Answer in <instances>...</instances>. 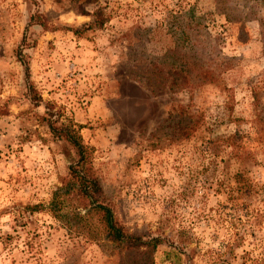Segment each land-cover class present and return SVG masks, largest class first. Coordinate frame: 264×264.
<instances>
[{"label": "rangeland", "instance_id": "rangeland-1", "mask_svg": "<svg viewBox=\"0 0 264 264\" xmlns=\"http://www.w3.org/2000/svg\"><path fill=\"white\" fill-rule=\"evenodd\" d=\"M47 110L93 148L117 220L160 245L30 210L76 160ZM0 264H264V0H0Z\"/></svg>", "mask_w": 264, "mask_h": 264}, {"label": "trees", "instance_id": "trees-1", "mask_svg": "<svg viewBox=\"0 0 264 264\" xmlns=\"http://www.w3.org/2000/svg\"><path fill=\"white\" fill-rule=\"evenodd\" d=\"M93 23L85 24L81 29H75L74 33L80 35L85 28L92 25L100 26L104 20H101L97 14ZM40 15H32L30 24H39L44 26L45 23ZM20 61L23 64L25 76L28 81V91L32 101L40 100V96H36L32 85L29 83V72L27 62L23 60V54L19 51ZM33 91V92H32ZM46 121L51 133L58 139L65 140L71 145L75 151L76 160L68 166V176L61 186L56 187L48 202L44 207L43 204L29 206L30 210L37 211L46 209L53 217L65 223L70 229L75 228L81 234L87 235L93 240L102 239L112 243L114 246L127 248H144L147 251L153 250L162 243V239L157 237L144 238L141 234L131 233L121 224L110 205L105 200L103 190L98 178L94 174L91 162L93 148L83 143L79 131L70 123H61L58 119L53 118L54 113L47 110ZM78 198L86 204L84 214L72 207H68L67 203L70 197ZM97 219L100 227L95 224Z\"/></svg>", "mask_w": 264, "mask_h": 264}]
</instances>
